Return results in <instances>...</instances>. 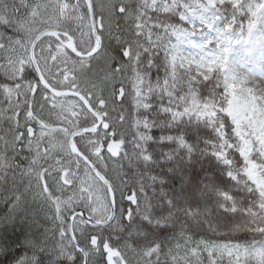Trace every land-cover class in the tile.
<instances>
[{"label": "snow or ice", "instance_id": "obj_1", "mask_svg": "<svg viewBox=\"0 0 264 264\" xmlns=\"http://www.w3.org/2000/svg\"><path fill=\"white\" fill-rule=\"evenodd\" d=\"M258 20L264 0H0V264L184 247L169 234L193 204L264 169V83L247 79L264 60L226 66ZM226 247L264 264V239Z\"/></svg>", "mask_w": 264, "mask_h": 264}, {"label": "trees", "instance_id": "obj_2", "mask_svg": "<svg viewBox=\"0 0 264 264\" xmlns=\"http://www.w3.org/2000/svg\"><path fill=\"white\" fill-rule=\"evenodd\" d=\"M49 1L52 0H38L40 3ZM244 3H248V0H244ZM242 20L247 24V18ZM70 23L73 28L76 27L74 21ZM2 30L12 34L11 29ZM79 35L77 32V37ZM155 75L154 73L153 78ZM233 180L231 185L210 188L206 203L201 199L199 205H192L197 214L191 220L176 222L173 225L174 230L169 235L175 236L184 247L176 248L174 239L150 241L134 246L136 251L129 255L138 258L141 264H173V258L175 264H185V260L188 264H209L210 261L213 264H227V245L264 239L261 236L264 232V196L245 175H237ZM246 182H250L253 187H245ZM224 206L228 208L226 213L220 211ZM178 233L183 235H177ZM157 248L158 258L145 254L152 253ZM221 256L223 259H220Z\"/></svg>", "mask_w": 264, "mask_h": 264}, {"label": "rangeland", "instance_id": "obj_3", "mask_svg": "<svg viewBox=\"0 0 264 264\" xmlns=\"http://www.w3.org/2000/svg\"><path fill=\"white\" fill-rule=\"evenodd\" d=\"M49 1L47 3H50ZM97 3H107V0H96ZM39 27V25H37ZM236 40L240 42L237 43ZM175 42V38H173ZM232 49L230 56L226 57L228 60L227 68L235 70L237 73H240L241 76L245 75V68L240 64V60H243L247 63H254L264 60V46H261V42H264V21H257L253 25V28L249 29L248 32L243 31V34L239 32L236 36L233 37ZM223 71V69H222ZM253 85H260L264 83V77H247ZM234 101H230L232 105ZM214 115V113H210ZM249 152L252 150V145H248ZM244 154L243 152L241 153ZM244 175L255 185L258 191L264 195V169H258L255 164L249 163L248 167L243 170ZM236 177V175H233Z\"/></svg>", "mask_w": 264, "mask_h": 264}, {"label": "bare ground", "instance_id": "obj_4", "mask_svg": "<svg viewBox=\"0 0 264 264\" xmlns=\"http://www.w3.org/2000/svg\"><path fill=\"white\" fill-rule=\"evenodd\" d=\"M240 64H242L244 66V68H246L247 66L251 65V63H247V62H245L243 60H240ZM247 77H249V76H247ZM234 175H236V174H234ZM236 178H237V175H236V177H233V179H236Z\"/></svg>", "mask_w": 264, "mask_h": 264}, {"label": "water", "instance_id": "obj_5", "mask_svg": "<svg viewBox=\"0 0 264 264\" xmlns=\"http://www.w3.org/2000/svg\"><path fill=\"white\" fill-rule=\"evenodd\" d=\"M73 150H75L74 147H73Z\"/></svg>", "mask_w": 264, "mask_h": 264}, {"label": "flooded vegetation", "instance_id": "obj_6", "mask_svg": "<svg viewBox=\"0 0 264 264\" xmlns=\"http://www.w3.org/2000/svg\"><path fill=\"white\" fill-rule=\"evenodd\" d=\"M69 187H71V186H69Z\"/></svg>", "mask_w": 264, "mask_h": 264}]
</instances>
